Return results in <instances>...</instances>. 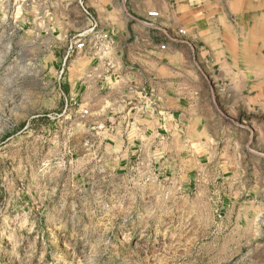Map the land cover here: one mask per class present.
Instances as JSON below:
<instances>
[{
	"label": "rangeland",
	"instance_id": "rangeland-1",
	"mask_svg": "<svg viewBox=\"0 0 264 264\" xmlns=\"http://www.w3.org/2000/svg\"><path fill=\"white\" fill-rule=\"evenodd\" d=\"M59 11L0 0V264H264V194L249 200L234 182L235 136L218 137L217 155L109 141L97 104L62 84L74 57L60 68ZM233 127L264 159V116Z\"/></svg>",
	"mask_w": 264,
	"mask_h": 264
},
{
	"label": "crops",
	"instance_id": "crops-1",
	"mask_svg": "<svg viewBox=\"0 0 264 264\" xmlns=\"http://www.w3.org/2000/svg\"><path fill=\"white\" fill-rule=\"evenodd\" d=\"M50 2L60 10L53 22L64 48L60 68L68 39L90 26L84 11L113 40L102 55L87 50L69 60L62 79L71 99L97 104L109 141L152 156L194 145L217 155L226 151L218 137L235 136L230 174L241 194L262 199L264 159L253 158L233 123L264 116V0Z\"/></svg>",
	"mask_w": 264,
	"mask_h": 264
},
{
	"label": "built area",
	"instance_id": "built-area-1",
	"mask_svg": "<svg viewBox=\"0 0 264 264\" xmlns=\"http://www.w3.org/2000/svg\"><path fill=\"white\" fill-rule=\"evenodd\" d=\"M84 12L88 16L90 26L87 30L78 32L68 39L64 63L67 59L83 54L87 50L102 55L113 44V40L110 35L99 29L97 19L88 12ZM148 15L150 17H156L157 13L153 12ZM164 48V45L160 46L161 50H164ZM111 68L112 65L108 62L105 67V73H108ZM62 72L63 69L61 70V73ZM84 113L86 114L87 112L84 111Z\"/></svg>",
	"mask_w": 264,
	"mask_h": 264
}]
</instances>
